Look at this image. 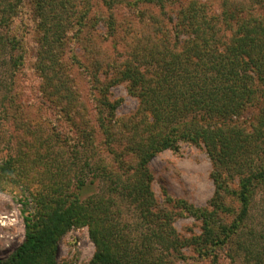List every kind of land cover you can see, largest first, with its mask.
I'll return each instance as SVG.
<instances>
[{
  "label": "trees",
  "instance_id": "trees-1",
  "mask_svg": "<svg viewBox=\"0 0 264 264\" xmlns=\"http://www.w3.org/2000/svg\"><path fill=\"white\" fill-rule=\"evenodd\" d=\"M103 1L117 6L125 0ZM29 2L37 76L28 93L20 79L23 45L7 28L0 31V57L9 52L0 78V130L7 124L0 191L19 194L25 218L24 240L0 264H59L62 237L83 226L95 244L89 264H178L187 246L213 264L221 249L231 264H264V221L258 226L252 220V201L264 190V11L216 13L206 0H187L175 11L172 24L179 29L172 34L164 16L171 0L128 1L144 7L138 22L131 19L143 30L130 41L136 47L125 55L114 44L113 51L93 49L85 62L75 58L67 33L73 30L79 41L96 31V14L88 7L73 14L75 0ZM9 5L10 16L0 17L3 27L18 14ZM108 27L115 35L118 28ZM182 31L192 35L179 41ZM76 71L92 90L94 123ZM123 80L140 101L137 123L114 117L122 99L107 93ZM42 118L73 126L62 137ZM17 128L23 136L16 137ZM60 140L69 146L65 152L56 149ZM183 143H204L214 166V194L207 206L167 194L160 207L149 164L165 150L179 152ZM29 173L39 181L36 189L26 185ZM170 206L201 220V234L181 237Z\"/></svg>",
  "mask_w": 264,
  "mask_h": 264
},
{
  "label": "rangeland",
  "instance_id": "rangeland-1",
  "mask_svg": "<svg viewBox=\"0 0 264 264\" xmlns=\"http://www.w3.org/2000/svg\"><path fill=\"white\" fill-rule=\"evenodd\" d=\"M0 0V17L10 16L9 4L14 3L17 7V15L12 18H8L5 22L6 27L0 22V31L4 28L6 33L10 36L15 34L18 36L19 41L22 43L23 48L20 52L24 55V64L21 69L20 79L24 80L27 85L24 87L28 93L33 86V81L31 77L37 76L35 72V59H36V20L32 11L33 5L29 0ZM134 0H125L124 2H119L117 6L105 4L103 0H75V6H73V14H77L76 11H82L83 8H90L92 15L96 14V31H91L88 35H81L78 41L75 32L68 31L67 39L69 40V45L71 50L77 55L75 58H80L82 61L86 62L88 53L93 54V49L101 50L111 48L113 51V44L115 49L122 51L125 55L126 52L134 49L136 46L134 41L130 43L133 37H136V33L142 32V27L134 24L131 19L139 20V12L144 11V7L138 5L130 4ZM169 6L164 8V16L167 17L171 22L168 23V27L172 30L174 34V28L179 29L173 25V21H176L177 8L181 5L180 3H185L187 0H171ZM209 9L212 12L222 13L225 10L236 11V9H249L256 8L259 11H264V0H206ZM6 8V10H4ZM3 9V10H2ZM78 11V12H79ZM176 11V12H175ZM158 9H153V13H157ZM114 25L113 30L115 35H110L112 29L108 25ZM179 27H183L179 25ZM108 30H110L108 32ZM135 31V32H133ZM25 32L30 33L28 37ZM96 32V35L94 34ZM32 34V35H31ZM192 35L188 32H181L178 40L185 39L187 36ZM177 40L172 39L171 45H174ZM87 45V46H86ZM179 46L181 43L178 44ZM86 46V47H85ZM122 48V50H121ZM114 49V50H115ZM126 51V52H125ZM116 52V50H115ZM114 52V53H115ZM70 56V52L68 53ZM9 56V52L1 53L0 57V78L4 75L6 71V65L3 64V58ZM84 68L83 65H80ZM79 77V86L81 87L83 93L85 94V100L90 107V112L92 114L91 118L93 123L95 121V110L93 105V99L90 96L92 90L88 87L85 77L81 72L76 71L75 74ZM104 77V75H102ZM38 78V77H37ZM38 80V79H37ZM40 80V79H39ZM38 88V84H36ZM30 92V91H29ZM111 100L122 99L120 105L117 108L115 114V120L120 121V123L126 121L128 122L130 117L136 120L137 123V110L140 104L139 98L129 92V82L127 80L120 81L119 83L113 85L109 92L107 93ZM42 116V115H41ZM55 116V114H54ZM53 116V117H54ZM41 119V118H40ZM41 122H46L49 125L54 123L56 125L55 131H61L63 137L65 131L72 128L73 124L60 123L59 121L52 119L41 120ZM135 123V124H136ZM134 124V125H135ZM5 124L4 129L0 130V158L7 156V142L5 138H2L7 131ZM38 125V124H37ZM131 125V123H130ZM65 126V127H64ZM51 127V126H50ZM71 127V128H70ZM63 128V129H62ZM70 131V130H69ZM4 133V134H3ZM17 136H23L20 128L16 130ZM73 133V131H71ZM60 135V136H61ZM102 134L99 132L97 138L100 139ZM264 137V133L263 136ZM62 139V138H61ZM263 139V138H262ZM264 141V140H263ZM261 142V141H260ZM100 147V156L105 155L108 150L103 148V144L98 141ZM262 143V142H261ZM118 144V143H117ZM116 145V144H115ZM17 147V142L13 138L12 147ZM67 142L63 140L57 142L56 149L65 152L68 149ZM122 150V146L118 147ZM65 154V153H64ZM248 157V156H247ZM250 157L253 158V155ZM255 161V164H258ZM150 169L153 173L152 189L155 192V197L159 201L158 205L162 207L166 203V196L169 194L172 198H182L196 206H207L209 200L215 191V182L212 177L213 162L210 154L208 153L204 143L196 145L193 143H183L181 145V150L177 153L172 150H165L153 157L150 164ZM29 183L26 184L31 189H36L38 186V180L34 174L29 173ZM238 179V178H237ZM236 179V180H237ZM10 189L0 191V258L6 257L11 251L19 245L25 237V218L22 212V204L20 202V196L13 194ZM236 205V204H235ZM171 214L173 216V225L178 234L181 237H191L194 235H199L202 232V222L192 216L187 214H181V210L177 207L170 206ZM264 190H258L255 194V198L252 201V220L258 226L264 221ZM126 218L130 221H134L135 215L133 216L128 212ZM186 255L185 261H178V264H184L189 262V264H213L211 257H205L207 259H201L198 256V252L195 251L193 246H187L184 249ZM219 252V264H231L230 258L227 257V251L224 249L217 250ZM95 252V244L91 240L88 226L75 227L68 231L61 239L58 246V262L59 264H89Z\"/></svg>",
  "mask_w": 264,
  "mask_h": 264
}]
</instances>
